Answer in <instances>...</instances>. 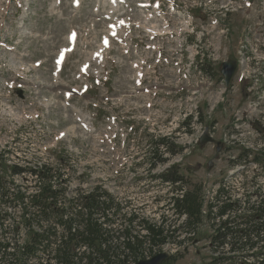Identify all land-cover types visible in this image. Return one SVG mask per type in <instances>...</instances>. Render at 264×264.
Instances as JSON below:
<instances>
[{"label":"rangeland","instance_id":"rangeland-1","mask_svg":"<svg viewBox=\"0 0 264 264\" xmlns=\"http://www.w3.org/2000/svg\"><path fill=\"white\" fill-rule=\"evenodd\" d=\"M228 61L238 67L226 88ZM254 120L264 126V0H0L2 178L30 188L32 178L7 170L67 154V196L100 187L123 213L177 230L144 259L209 264L247 251L213 243L208 219L189 237L167 205L179 186L155 178L174 168L202 187L205 203L218 188L232 202L264 198V132ZM205 128L213 143L201 147ZM163 137L175 155L156 146ZM20 213L0 202L5 224ZM17 238L24 231L8 236ZM259 247L243 253L249 262L264 264Z\"/></svg>","mask_w":264,"mask_h":264},{"label":"trees","instance_id":"trees-1","mask_svg":"<svg viewBox=\"0 0 264 264\" xmlns=\"http://www.w3.org/2000/svg\"><path fill=\"white\" fill-rule=\"evenodd\" d=\"M168 145L165 138L156 142L157 147H165L173 155V148ZM159 155L162 156L161 152ZM69 159L67 154L60 153L51 164L11 166L7 170L12 178H32L34 184L30 188L13 182L7 184L2 178L6 170L0 168V202L21 209L18 221L11 225L5 224L6 216H0L1 264H136L166 244L177 231L165 228L163 221L150 223L137 215L123 213V207L100 187L76 190L73 196H67L63 170L71 163ZM254 163L261 162L254 159ZM173 170L158 178L179 186L167 205L179 218L184 217L182 228L187 232L189 229V237L195 236L202 221L208 219L217 222L213 243L240 246L251 241L264 242V202L223 200V189L219 188L212 201L205 203L202 187L185 183ZM185 185L189 188L185 189ZM241 205H248L244 217L236 216ZM255 214L261 217L256 220ZM21 230L26 238L20 243L19 238L15 244L9 242L8 236H19ZM244 252L249 251L233 248L231 256L215 257L209 264H260L249 262ZM173 260L169 258L161 264ZM260 261L264 263V258Z\"/></svg>","mask_w":264,"mask_h":264},{"label":"water","instance_id":"water-1","mask_svg":"<svg viewBox=\"0 0 264 264\" xmlns=\"http://www.w3.org/2000/svg\"><path fill=\"white\" fill-rule=\"evenodd\" d=\"M235 69H236V63L233 61L225 62L221 65L220 73L224 77L226 87H228L229 82L235 72ZM18 95L22 97L21 92H19ZM255 125L258 126L259 123L256 121ZM263 130L264 129H261L259 127L256 128V131L258 134H261ZM211 142H212V139L208 135V130L205 129L202 136L199 138V145L204 146L205 144L211 143ZM217 151H219V149H217ZM208 166L210 167L211 164H209ZM167 258L168 256L166 254L160 253V254L153 256L152 258L148 260L139 261L137 264H161L163 261L167 260Z\"/></svg>","mask_w":264,"mask_h":264},{"label":"flooded vegetation","instance_id":"flooded-vegetation-1","mask_svg":"<svg viewBox=\"0 0 264 264\" xmlns=\"http://www.w3.org/2000/svg\"><path fill=\"white\" fill-rule=\"evenodd\" d=\"M259 202H264V199L262 198V199H259V200H258V199L256 198V199L254 200V203H259ZM254 217H255L256 220H257V219H259V218L261 217V215H260V214H255ZM261 242H262V241H261ZM253 243H254V242L251 241V242L247 245V246H248L247 249H250V246H251ZM253 245L255 246V244H253ZM252 249H259L260 251H262V250H261L262 247H259V248H252Z\"/></svg>","mask_w":264,"mask_h":264}]
</instances>
